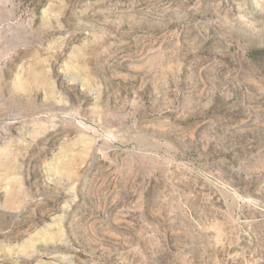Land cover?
<instances>
[{
  "label": "rangeland",
  "instance_id": "374dc122",
  "mask_svg": "<svg viewBox=\"0 0 264 264\" xmlns=\"http://www.w3.org/2000/svg\"><path fill=\"white\" fill-rule=\"evenodd\" d=\"M0 264H264V0H0Z\"/></svg>",
  "mask_w": 264,
  "mask_h": 264
},
{
  "label": "bare ground",
  "instance_id": "6f19581e",
  "mask_svg": "<svg viewBox=\"0 0 264 264\" xmlns=\"http://www.w3.org/2000/svg\"><path fill=\"white\" fill-rule=\"evenodd\" d=\"M8 153V152H7Z\"/></svg>",
  "mask_w": 264,
  "mask_h": 264
}]
</instances>
